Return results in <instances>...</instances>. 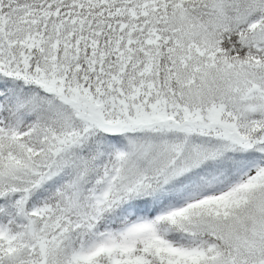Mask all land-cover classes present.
Wrapping results in <instances>:
<instances>
[{
	"label": "snow or ice",
	"instance_id": "6c2138e0",
	"mask_svg": "<svg viewBox=\"0 0 264 264\" xmlns=\"http://www.w3.org/2000/svg\"><path fill=\"white\" fill-rule=\"evenodd\" d=\"M0 264H264V0H0Z\"/></svg>",
	"mask_w": 264,
	"mask_h": 264
}]
</instances>
